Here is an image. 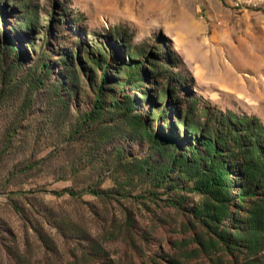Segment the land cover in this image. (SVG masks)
I'll return each mask as SVG.
<instances>
[{"label":"rangeland","instance_id":"rangeland-1","mask_svg":"<svg viewBox=\"0 0 264 264\" xmlns=\"http://www.w3.org/2000/svg\"><path fill=\"white\" fill-rule=\"evenodd\" d=\"M133 66L145 72L126 84ZM97 94L102 115L84 123ZM128 99L170 142L162 109L173 122L233 112L264 127V0H0V264L181 255L201 197L173 172L151 177L166 155L113 106Z\"/></svg>","mask_w":264,"mask_h":264},{"label":"trees","instance_id":"trees-1","mask_svg":"<svg viewBox=\"0 0 264 264\" xmlns=\"http://www.w3.org/2000/svg\"><path fill=\"white\" fill-rule=\"evenodd\" d=\"M25 23L21 28L27 30ZM42 68L46 71L47 66L43 64ZM144 72L141 66H133L126 84L142 78ZM105 82L102 74L101 83ZM164 94L172 97L174 92L167 90ZM166 103L170 105L172 100ZM131 104L128 99L124 106L119 101L113 106L122 111L128 127L139 128L154 153L166 155V166L151 177L163 184L173 172L189 180L190 190L201 197L200 207L192 211L196 221L191 236L179 243L181 255L171 264H264V127L260 121L233 112L205 113L196 119L187 110L173 122L169 111L162 109L158 124L168 120L167 126L176 133L175 141L170 142L161 133L156 135L145 128L139 116L131 114ZM102 111L97 94L93 111L84 116V123H95ZM179 130L187 149L176 145ZM140 169L153 172L149 163ZM63 193L74 196L69 189ZM91 193L103 195L100 190Z\"/></svg>","mask_w":264,"mask_h":264}]
</instances>
